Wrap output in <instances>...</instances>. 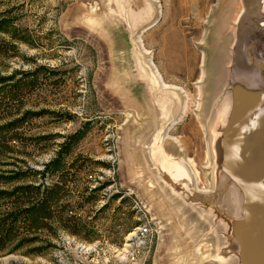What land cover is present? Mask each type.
<instances>
[{
    "label": "rangeland",
    "instance_id": "1",
    "mask_svg": "<svg viewBox=\"0 0 264 264\" xmlns=\"http://www.w3.org/2000/svg\"><path fill=\"white\" fill-rule=\"evenodd\" d=\"M1 17L0 188L85 134L63 168L77 234L0 264H241L218 140L237 64L264 59V0H0Z\"/></svg>",
    "mask_w": 264,
    "mask_h": 264
},
{
    "label": "water",
    "instance_id": "2",
    "mask_svg": "<svg viewBox=\"0 0 264 264\" xmlns=\"http://www.w3.org/2000/svg\"><path fill=\"white\" fill-rule=\"evenodd\" d=\"M261 63L253 59L250 64L261 71ZM263 81L232 79V104L219 130L222 174L239 193L241 216L233 221L231 233L241 264H264Z\"/></svg>",
    "mask_w": 264,
    "mask_h": 264
},
{
    "label": "trees",
    "instance_id": "3",
    "mask_svg": "<svg viewBox=\"0 0 264 264\" xmlns=\"http://www.w3.org/2000/svg\"><path fill=\"white\" fill-rule=\"evenodd\" d=\"M11 25L8 18H0V32H9ZM84 134L78 130L67 136L44 169L36 171L42 175V180L18 183L27 176L25 172L1 177L3 183L14 185L0 188V253L14 252L33 243L46 228L54 233L57 228H64L77 234L69 225L73 217L66 216L62 210L66 184L63 168ZM46 248L47 245L33 247L29 252L41 253Z\"/></svg>",
    "mask_w": 264,
    "mask_h": 264
},
{
    "label": "bare ground",
    "instance_id": "4",
    "mask_svg": "<svg viewBox=\"0 0 264 264\" xmlns=\"http://www.w3.org/2000/svg\"><path fill=\"white\" fill-rule=\"evenodd\" d=\"M238 19V18H237ZM235 22V21H234ZM232 24H233V22H232ZM231 45V44H230ZM227 48V47H226ZM229 49H230V47H229ZM228 51V50H227ZM220 55V54H219ZM224 56V55H223ZM237 67L239 68V69H242V73H240V75H238V76H245V77H247L248 79H250L251 81H256L255 80V73L251 70V69H249L248 67H243L242 68V64L240 63V64H237ZM238 68H236V69H238ZM156 70V69H155ZM158 71V70H157ZM238 71V70H237ZM157 74V73H156ZM159 77H160V79H161V81L163 82V84H164V86H167V87H169L168 86V84H166L164 81H163V79H162V76L161 75H159ZM159 80V79H158ZM222 116V115H221ZM221 116H219V117H221ZM206 128V127H205ZM167 132H168V130H167ZM167 136V135H166ZM218 141H221V140H218ZM219 143V142H218ZM221 147H222V144L220 145V153H221ZM183 160V159H182ZM210 164V163H209ZM191 168V167H190ZM192 170V169H191ZM180 172H182L183 173V171H180ZM230 187H232L233 188V191H235V193L236 194H238L237 193V189L235 188V187H233L232 185L230 186ZM203 190V189H202ZM238 196L239 195H237L236 196V199H238ZM224 197L222 198V200H220L221 202H223L224 201ZM238 201H240V200H238ZM233 204H228V206H232ZM240 205L239 204H236V205H233L232 207L233 208H229V207H227V208H229V211L232 213H237V212H240L241 211V206L239 207ZM145 227H148V225L147 224H143V225H140L138 228H137V231H136V237H137V239L140 237V235H142V234H144L145 233Z\"/></svg>",
    "mask_w": 264,
    "mask_h": 264
},
{
    "label": "flooded vegetation",
    "instance_id": "5",
    "mask_svg": "<svg viewBox=\"0 0 264 264\" xmlns=\"http://www.w3.org/2000/svg\"><path fill=\"white\" fill-rule=\"evenodd\" d=\"M260 61L262 62V63H261V71H260V69L256 68V69L258 70V73H256V75H255V79H256L258 82H262V81H263V77H264V59H261ZM263 82H264V81H263ZM231 90H232V89H231ZM231 104H232V92H231L230 107H231ZM222 110H223V109H220L218 116H221L220 114L222 113Z\"/></svg>",
    "mask_w": 264,
    "mask_h": 264
},
{
    "label": "built area",
    "instance_id": "6",
    "mask_svg": "<svg viewBox=\"0 0 264 264\" xmlns=\"http://www.w3.org/2000/svg\"><path fill=\"white\" fill-rule=\"evenodd\" d=\"M149 233H150V228L149 227H145V233L140 235L138 240L141 241V243L144 242L145 239L148 237Z\"/></svg>",
    "mask_w": 264,
    "mask_h": 264
}]
</instances>
